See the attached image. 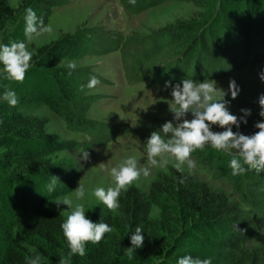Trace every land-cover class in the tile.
<instances>
[{"label": "trees", "instance_id": "trees-1", "mask_svg": "<svg viewBox=\"0 0 264 264\" xmlns=\"http://www.w3.org/2000/svg\"><path fill=\"white\" fill-rule=\"evenodd\" d=\"M69 1L21 0L11 7L9 0H0V45L27 41L24 15L28 7L47 25L53 8ZM162 1L168 0H136L134 6L126 0V5L138 13ZM201 1L209 5L202 19L153 36L93 33L89 37L99 38L104 46L97 51L85 45V37L70 35L40 47L32 56L18 104L11 107L0 102V148L5 149L0 162V264H27L35 256L40 264H58L61 258L67 264H177L185 255L211 258L212 264H264V172L233 176L231 156L210 145L194 151L192 157L210 167L215 179H226L236 198L195 174L171 167L158 173L147 192L137 186L122 190L115 211L104 206L87 209L89 219L106 222L113 231L99 243L88 242L84 256H70L61 228L66 216L46 204L71 192L81 172L75 163L56 161L52 154L64 149L92 150L95 139L57 140L46 131L44 118L20 110L24 103L37 100L60 117L68 130L92 138L91 130L99 125L87 118V112L102 96L87 95L92 89L86 85L95 75L56 64L89 51L100 55L119 51L131 84L170 80L174 86L185 78L212 81L264 63V0ZM0 83L5 84L2 90L21 85L6 78L2 64ZM242 108L251 109V115L247 124L233 125V131L254 134L259 131L255 123L264 120L260 106L240 100L237 111H229L240 117ZM169 120H160V126ZM212 130L225 129L213 125ZM53 175L59 179L55 190L49 191ZM153 206L159 210L156 217L151 216ZM136 226L143 228L144 243L127 254Z\"/></svg>", "mask_w": 264, "mask_h": 264}, {"label": "rangeland", "instance_id": "rangeland-1", "mask_svg": "<svg viewBox=\"0 0 264 264\" xmlns=\"http://www.w3.org/2000/svg\"><path fill=\"white\" fill-rule=\"evenodd\" d=\"M20 1L9 0V3L11 7H16ZM208 8L209 5L201 0H168L141 12L132 13L127 9L126 0H70L66 5L53 8L47 23L52 27L50 33L35 36L31 42L26 41L25 43L33 56L44 45L65 36L79 35V38L85 37V45H89V49L98 51L104 47L103 42L100 43L99 38L98 40L96 37H89L93 33L101 35V32H120L125 37L132 34L139 37L153 36L170 27L202 19ZM92 41L95 42L92 43ZM134 48L133 46L132 49ZM97 51L68 56L56 62L57 65L74 62L77 68L94 73L99 80L98 85L87 93L90 96H102L91 105L87 112V118L99 125L91 130L92 138L89 134L68 130L60 117L37 100L20 106L23 113L44 118L46 131L57 140L84 142L95 139L92 143L95 145L93 149L86 150L90 154L88 160L82 159V153L85 151L83 149H64L52 154L54 160L73 162L79 168L81 176L75 188L58 197L67 196L73 199V203L82 204L85 211L99 206L106 207L93 195L94 190L97 187L107 190L108 187L113 186L114 181L109 170L121 164L128 157H134L137 160L138 168L150 167L151 174L148 177L141 174L138 180L128 186H137L143 192H147L150 183L158 173L167 172L171 167L176 168L174 158H169V163L164 167L149 166L145 150L146 141L151 132L160 127L159 121L173 119V113L169 111L167 103V100L172 99L171 89H165V84L152 85L149 82L131 84L125 76V68L119 51L103 55L98 54ZM263 68L264 63L248 65L210 82H216L217 88L228 92L224 99L230 101L229 110L236 112L240 100L252 106L259 105L258 97L264 93L263 81L259 78V73ZM231 79H235L240 88L235 99L231 98L228 91ZM23 83L17 85L18 88L7 85L6 88L14 90L20 99V94L25 91L21 87ZM3 85L5 84L0 83V87ZM4 91L0 88V102L4 101ZM188 118L191 119L190 113ZM4 151V148H0V162L4 159ZM191 158L196 162V168L189 170L187 165H183V171L195 174L212 186L226 190L232 197H237L226 179H215L210 167L195 157ZM81 179L85 187V197L77 200L74 190L79 186ZM58 197L51 198L46 206L67 217L71 209L65 204L57 206L53 200ZM158 213V208L153 206L151 216L156 217Z\"/></svg>", "mask_w": 264, "mask_h": 264}, {"label": "clouds", "instance_id": "clouds-1", "mask_svg": "<svg viewBox=\"0 0 264 264\" xmlns=\"http://www.w3.org/2000/svg\"><path fill=\"white\" fill-rule=\"evenodd\" d=\"M131 5L136 4V0H129ZM25 29L24 35L28 42L35 36L50 33L52 27L46 25L42 17H38L36 12L28 7L24 15ZM32 53L28 51L27 45L23 41H13L9 44L0 45V64L3 65V72L6 78L16 82H23L27 71L31 67ZM74 62H69L66 67L69 70L76 68ZM71 74V72H69ZM259 78L264 81V71L259 73ZM99 83L96 76H92L87 83L88 89H94ZM84 86H82L83 89ZM171 89L172 99L167 100L169 111L173 113V119L163 123L160 128L151 132L146 141L145 150L148 165L151 167H164L169 163V158H174L175 167L178 171H183V165H187L189 170L196 168V162L191 158L196 150H204L206 145L220 152H226L231 156L229 167L231 175L240 176L248 171L254 170L257 174L264 172V120L257 121L255 128L259 131L251 135H245L239 131H233V125L237 128L241 123L247 124V117L251 115V109L242 108V116L232 114L229 111V100L224 99L228 95L223 89L216 86V82L205 79L196 82L193 79L185 78L182 82H165V89ZM228 91L231 98L235 99L240 91L235 79L229 82ZM3 100L9 106L15 107L18 104L16 92L7 89L3 93ZM260 106L259 115L264 117V93L258 97ZM189 113L191 119L188 118ZM123 118V117H122ZM218 125L224 131H213L212 126ZM88 151L82 153V159L88 160ZM159 158V159H158ZM110 175L114 185L105 190L97 187L93 195L109 209L115 211L119 207L118 198L122 190H126L129 185L138 180L143 174L148 177L150 167L138 168L137 160L134 157L126 158L118 166L112 167ZM59 177L53 175L49 191H54ZM77 200L85 197V187L82 179L79 186L74 190ZM57 206L65 204L71 209L64 222L61 224L63 234L67 239L70 249L69 255H85V247L88 242L99 243L106 233L113 231L106 222H93L86 216L85 208L82 204H74L73 199L64 196L53 200ZM142 227L136 226L131 234V247L125 249L127 254H131L137 248L143 246L144 235ZM27 264H40V257L27 261ZM58 264H67L61 258ZM177 264H212L211 258H193L192 255H185L178 259Z\"/></svg>", "mask_w": 264, "mask_h": 264}]
</instances>
